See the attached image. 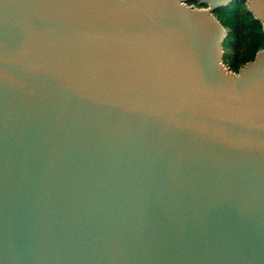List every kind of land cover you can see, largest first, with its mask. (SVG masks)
Returning <instances> with one entry per match:
<instances>
[{
	"label": "water",
	"instance_id": "obj_1",
	"mask_svg": "<svg viewBox=\"0 0 264 264\" xmlns=\"http://www.w3.org/2000/svg\"><path fill=\"white\" fill-rule=\"evenodd\" d=\"M195 3V8L187 3ZM264 0H0V264H264Z\"/></svg>",
	"mask_w": 264,
	"mask_h": 264
},
{
	"label": "trees",
	"instance_id": "obj_2",
	"mask_svg": "<svg viewBox=\"0 0 264 264\" xmlns=\"http://www.w3.org/2000/svg\"><path fill=\"white\" fill-rule=\"evenodd\" d=\"M191 3H195V1H192ZM243 11H245V12H243ZM215 12H218V13L220 12L219 16H221L223 19L220 23L223 26V28H224V26L228 27L227 26L228 24L232 25V30H231L232 32H234L237 29L235 27V23L238 21H241L242 25L246 26L247 28L249 27L250 24H252L256 27L255 32H251L249 30V32H251V34H252V38L257 37L254 40L251 39V42L249 44L250 53H247V55L245 57L238 58V59L234 60V62L232 61L230 63V66L233 68V70L237 72V70H238L237 65H239L240 62H242L244 64L245 62L251 60L254 57V53L258 49L264 48L263 45L260 46L258 43V41H264V30L262 29L261 23L258 20L254 19L252 14L247 10L244 2L233 1L226 6H222V7L218 8ZM228 32L226 33V36L222 42V47H223V45H225L226 42H228L227 40L230 37V34Z\"/></svg>",
	"mask_w": 264,
	"mask_h": 264
},
{
	"label": "rangeland",
	"instance_id": "obj_3",
	"mask_svg": "<svg viewBox=\"0 0 264 264\" xmlns=\"http://www.w3.org/2000/svg\"><path fill=\"white\" fill-rule=\"evenodd\" d=\"M188 5H191L195 8H198V5L192 4V3H187ZM200 8V7H199ZM245 12V11H243ZM214 17L216 18V20H218L219 22H221L223 19L221 16H219L220 12H214ZM242 14V13H241ZM228 27L224 26V30L225 32L230 34L229 39L227 40L228 42L225 43V45H223L222 49H223V57H222V64L223 67L230 71V72H236L233 70V68L230 66V63L238 58H242L245 57L247 55V53H250V48H249V44L251 42V39H256L257 37H253L252 38V34L251 32H255L256 31V27L252 24L249 25V27L247 28L246 26H243L241 21H238L235 23V27L237 28L234 32H232V25L228 24ZM249 30L251 32H249ZM260 46H264V41H258ZM260 49H264V48H260ZM246 63V62H245ZM244 63V64H245ZM243 65L242 62L239 63V65H237V69H239L241 66Z\"/></svg>",
	"mask_w": 264,
	"mask_h": 264
},
{
	"label": "flooded vegetation",
	"instance_id": "obj_4",
	"mask_svg": "<svg viewBox=\"0 0 264 264\" xmlns=\"http://www.w3.org/2000/svg\"><path fill=\"white\" fill-rule=\"evenodd\" d=\"M192 4H195V5H197L196 3H192Z\"/></svg>",
	"mask_w": 264,
	"mask_h": 264
}]
</instances>
